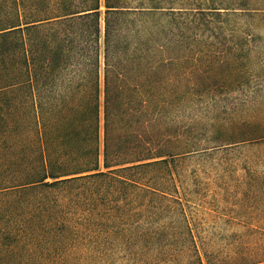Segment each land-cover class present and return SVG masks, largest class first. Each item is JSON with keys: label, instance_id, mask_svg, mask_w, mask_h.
<instances>
[{"label": "trees", "instance_id": "1", "mask_svg": "<svg viewBox=\"0 0 264 264\" xmlns=\"http://www.w3.org/2000/svg\"><path fill=\"white\" fill-rule=\"evenodd\" d=\"M263 95L264 0H0V264H264Z\"/></svg>", "mask_w": 264, "mask_h": 264}, {"label": "rangeland", "instance_id": "2", "mask_svg": "<svg viewBox=\"0 0 264 264\" xmlns=\"http://www.w3.org/2000/svg\"><path fill=\"white\" fill-rule=\"evenodd\" d=\"M263 97H264V95H263ZM184 125V124H183ZM231 179H238L237 177H232ZM225 189H228V190H232L231 189V186H228V187H226ZM234 191H238V190H234ZM233 193H235V192H233ZM233 234H236L235 232H233V231H230V232H228V233H226V235H233ZM239 234V233H238Z\"/></svg>", "mask_w": 264, "mask_h": 264}]
</instances>
